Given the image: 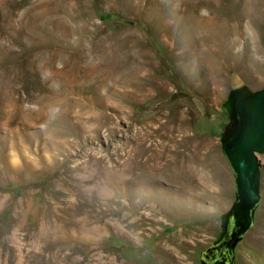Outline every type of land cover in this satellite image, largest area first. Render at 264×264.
<instances>
[{"label":"rangeland","instance_id":"374dc122","mask_svg":"<svg viewBox=\"0 0 264 264\" xmlns=\"http://www.w3.org/2000/svg\"><path fill=\"white\" fill-rule=\"evenodd\" d=\"M212 2L0 0V264H202L221 241L227 101L264 87V38ZM259 158L234 264H264Z\"/></svg>","mask_w":264,"mask_h":264},{"label":"water","instance_id":"95a60500","mask_svg":"<svg viewBox=\"0 0 264 264\" xmlns=\"http://www.w3.org/2000/svg\"><path fill=\"white\" fill-rule=\"evenodd\" d=\"M227 104L231 122L221 143L235 175L236 200L223 215L221 240L232 236L229 251L225 258L223 253L218 257L221 264H234L233 250L253 226L255 212L262 199L259 154L264 153V87L257 91L248 87L231 90ZM202 264H205L203 259Z\"/></svg>","mask_w":264,"mask_h":264},{"label":"bare ground","instance_id":"6f19581e","mask_svg":"<svg viewBox=\"0 0 264 264\" xmlns=\"http://www.w3.org/2000/svg\"><path fill=\"white\" fill-rule=\"evenodd\" d=\"M212 1H213L212 2L213 10L216 13L223 14L225 12H229L234 9H237L239 13L242 16H244L246 22L251 23V25H254L259 30L260 36L264 38V0H212Z\"/></svg>","mask_w":264,"mask_h":264},{"label":"flooded vegetation","instance_id":"af4514ba","mask_svg":"<svg viewBox=\"0 0 264 264\" xmlns=\"http://www.w3.org/2000/svg\"><path fill=\"white\" fill-rule=\"evenodd\" d=\"M231 241L232 236L230 235L217 244H214L211 248H209L210 250H205V252L203 253V260L205 261V264H221V260L218 256L220 253H223L224 258L227 256Z\"/></svg>","mask_w":264,"mask_h":264}]
</instances>
